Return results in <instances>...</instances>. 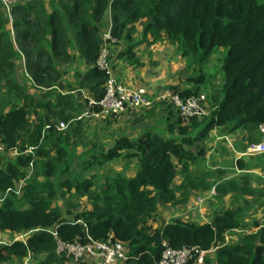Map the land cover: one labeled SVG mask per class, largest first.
Instances as JSON below:
<instances>
[{
  "label": "trees",
  "instance_id": "16d2710c",
  "mask_svg": "<svg viewBox=\"0 0 264 264\" xmlns=\"http://www.w3.org/2000/svg\"><path fill=\"white\" fill-rule=\"evenodd\" d=\"M59 2L66 14L69 13L70 31L80 47L81 57L91 67L80 78L79 89L87 90L88 95L96 101L104 97L107 83V75L96 67L105 44L96 25L105 21L110 9L113 12L109 30L112 37L121 39L127 31L126 38L131 40V36L136 34L135 23L140 22L146 44L154 46L159 39L176 44L182 57L193 59L199 68L215 51L225 49L223 81L220 89L213 92L209 106L206 103L208 109L212 107L208 116L184 120L178 113L177 119L169 126V137L154 132H147L136 140L120 137L112 148L95 158V164L100 168L122 157L136 159L138 169L133 177L121 173L85 177L84 172L75 175L69 167L63 168L60 164L65 162L69 152L68 144L59 146L62 135L58 136L59 142L52 146L58 149L56 155L51 156L46 142L59 132L52 129L44 134V129L48 124L55 125L74 118L77 112H72L78 109V99H74V96L57 95L56 106H53V98L38 102L33 112L35 119L31 118L26 106L13 105L11 110L0 111V142L6 146L5 154L11 155L13 150L21 153L19 156L13 155L15 158L5 162L4 168L0 169V199L9 188L16 190L17 185L27 177L31 164L35 167V173L26 180L21 195L12 193L0 202V233L12 232L24 237L0 244V264H12L16 260L18 264H24L29 256L44 257V261L38 264H63L66 258L57 253L58 243L53 231L62 241L69 243L106 241L114 236L128 248L130 259L127 264H157L165 242L174 249L197 247L212 251L206 258V264H211L212 256L214 264H264V224L256 225V230L241 235L239 241L228 240V236L242 228L239 209H225L206 223L175 218L160 228L148 227L149 220L154 219L160 206L180 207L187 202V186H194V180L189 177L187 185L178 186L179 166L187 172L192 159L191 151L198 150L201 155L206 150L204 142L212 130L222 129L225 133H233L248 125L264 123V0ZM2 5L0 0V31L3 33L0 42L4 47L5 41L12 46L14 39L6 30L9 21L1 14ZM15 10L21 14V20L33 17L32 23L27 22V29L16 36V43L29 38L34 42H46V46L39 49L38 60L34 59L37 55H28L31 81L37 88H52L58 79L50 76V72L57 73V69L51 62L53 57L47 48V37L51 36L48 44L56 54L60 46L61 49L68 46L61 29L62 15L55 10L46 16L49 23L44 31L39 32L40 27L35 25V29L34 24L38 23V17L45 18L36 14L39 11L37 4L18 6ZM16 26L24 25L17 22ZM136 46L132 43L121 56L125 55L128 62L141 66L143 63L133 51ZM61 54L66 59L71 57L68 52ZM13 58H16V54ZM13 58L0 57V73L12 69L10 61ZM194 81L193 89L172 91L184 99L198 96L206 82L205 74L201 73ZM83 101L86 103H83L84 106L88 105L87 100ZM170 107L174 109L172 105ZM44 109H48L50 115L42 114ZM95 109L98 110V107ZM71 128L66 130V135L73 132L74 136L78 132L77 127L74 131ZM30 147H34V152L23 154ZM43 158L46 162L40 165L38 160ZM92 166L93 163H87L83 168L89 170ZM66 173H69V177L63 178ZM203 176L200 179L202 185L209 188L205 183L206 174ZM54 178L63 180L61 190L51 181ZM228 186L240 189L233 181L228 182ZM60 197H72L78 203L69 204L64 211L54 203ZM81 199L92 206L75 213L72 208ZM86 261L84 259L77 264Z\"/></svg>",
  "mask_w": 264,
  "mask_h": 264
},
{
  "label": "rangeland",
  "instance_id": "374dc122",
  "mask_svg": "<svg viewBox=\"0 0 264 264\" xmlns=\"http://www.w3.org/2000/svg\"><path fill=\"white\" fill-rule=\"evenodd\" d=\"M3 5L1 8V14L5 16L6 20H8L9 25H7L6 30L11 33L13 41V45L11 46L10 43L7 44V41H5V47L2 46L0 42V57L1 58H6L10 59L13 58L14 55L16 54V58L10 61V64H12V69H8L7 71L0 73V111L1 112H6L8 110H11L14 106L18 107H24L26 106L28 108V111L31 113V118L35 119L33 112L37 109V103L42 102L45 99L48 98V95L53 93L55 90L54 88H49V86H44V88L38 89L37 87L32 88L33 93L29 92L26 87L25 83L27 80H31L30 77V72L29 68L27 66V60L30 59L28 57L29 54H35L37 56H34L35 60H38V53L40 54V47L41 46H46V42H34L31 38L21 40L20 42L16 43V36L19 34H22L24 30L27 29V22H31V19L33 18L32 15H30L32 18H26L25 20H21L22 16L21 14L18 13L17 10H15L16 7L18 6H27L29 7L30 4H37L39 6V11L36 12V14L42 15L45 20L41 18L39 19L38 23L35 22L34 26L36 25L37 27H40V30H45V27L49 23V18H46V16H49L55 10L62 15V19L60 18L61 21V29L62 33L64 35V41L68 43V46H61L59 50L61 52H68L70 54V58L66 59V56L64 54H61L59 50L57 51L58 53L56 54V51L52 50L49 42L47 41V48H49V52L51 56L53 57V67L56 68L55 70L57 73L51 71L50 76H52L53 79H58L60 81V78L64 82H68L69 78L72 80L77 77L78 73L77 70L80 66L79 63V58L81 57V53L79 52L78 44L76 42V39L72 38L73 32L70 31V23H69V13L66 14L65 8L61 5L59 0H1ZM31 10V9H30ZM112 11L111 9L107 11L106 16H108V23L107 26L104 28V22L100 21L97 23L96 27L98 30V33L101 34L103 37H105L107 34H109V30L111 29L112 26ZM27 16V14H25ZM35 16V15H34ZM105 16V17H106ZM21 22V25L23 24L24 26L17 27L16 23ZM34 23V22H33ZM54 24V22H53ZM35 26V29H36ZM58 26V25H57ZM50 29V28H49ZM134 29L136 30L137 33L142 34L143 36V25L140 22L135 23ZM19 31V32H18ZM0 35H3L0 31ZM114 37V36H113ZM18 38V37H17ZM117 38V37H114ZM116 43H110L108 46L109 49V61L111 60V57L116 54V52L119 50L121 41L119 38H117ZM164 39H159L156 42L155 49L156 54L159 53V57L154 56L153 60L144 53L145 51H141V56L143 59H145L147 62V68L146 73H148V77H150L152 80L150 82L151 86L148 87V89L152 90L153 92H156V94H162L165 93L166 91L169 90H175L179 91V88H184L185 86L192 85L196 83L194 81L195 79H198L201 73H204L206 76V82L204 83L203 86L200 88V92L198 93L200 97L205 98L206 103L209 106V100L211 96L214 95L213 92L216 93L222 85L223 81V73H222V60L226 54L225 49H218L215 51L211 57L208 59L206 63H204L200 68L195 64L194 60L191 58L183 59L180 50L178 49L176 44H165ZM165 53L167 55H165ZM36 57V58H35ZM142 58L140 60L142 61ZM79 66V67H78ZM141 68V67H140ZM73 73V74H72ZM119 81V80H118ZM31 82V81H30ZM48 82V81H47ZM120 82V81H119ZM49 83V82H48ZM177 83V84H175ZM123 84V83H122ZM171 86H174V89L171 88ZM176 86V87H175ZM53 87V86H52ZM38 92L39 96L36 95L34 92ZM46 95V96H45ZM171 104L168 102H163V103H156L152 108L149 109H143L139 110L138 112H133V114H141L140 117L143 115H149L153 114L152 118L154 117V123L156 125H161L162 126V120L165 121V118L163 115L160 113L162 112L161 110L163 109H168V110H173L174 112V118L178 116V111L177 109H173L170 107ZM157 106H161L157 110ZM165 106V107H162ZM212 109V107H209ZM209 109V110H210ZM211 111V110H210ZM149 112V113H148ZM79 117V116H78ZM123 116L117 119H111V118H83L82 124L83 128L81 131L76 133L73 136V132H70L69 135H66V132H61V133H56L55 138H50L47 140V150L51 149L50 151L51 156L56 155V149L55 147V142L57 141L58 136L62 135L61 137V144L66 143V147L68 150L67 157L65 158V162L61 163L60 166L63 168H70V172H73L75 175H78L82 172H84L85 177H90L92 174H98L100 176H110L113 175L115 170L116 171H121L118 168L126 167L128 166V170L132 168V160L134 158H120L118 160H115L113 162H110L106 164L103 168H100L97 164H95V158L100 157L103 151H108V143L109 141L114 138L115 134L119 133V131H123L124 128H126L125 122L121 120ZM173 117V114H172ZM77 118V117H76ZM75 118V119H76ZM111 121V123H110ZM80 122V121H78ZM77 123V122H76ZM73 124L71 127V131L74 128H76V125ZM103 126H107L108 128H111L113 126H117L118 130L116 133H112L110 130H108L106 127L104 128V131L99 130L100 128H103ZM160 126V127H161ZM99 131V132H98ZM125 131V130H124ZM141 135V132L138 133ZM139 135V136H140ZM60 137V136H59ZM75 139V140H74ZM75 143H74V142ZM45 142V141H44ZM70 143H73L71 145ZM106 147V148H105ZM13 155H8V154H1L0 155V169L4 168V163L7 162L8 160H13ZM46 162L45 158L39 159L38 163L43 165ZM87 163H93V166L90 167L89 170H85L83 168V165ZM85 170V171H83ZM118 174V173H116ZM122 174V173H121ZM65 176L63 178L69 177V173L64 174ZM124 175V174H123ZM53 183H55V186L58 187L59 190H61L60 184L63 182L62 179H56L54 178ZM264 184V182H263ZM261 184L258 183V185H254L258 191L259 186ZM262 190H264V186H262ZM199 191V190H198ZM261 192V190H260ZM260 192L250 193L246 191H242V194H234L231 199L225 198L224 196L221 197V204L219 206H224L223 204L226 202H230V200H234L230 203V206H238L240 210V218L242 221V228L239 230V232H234L231 234L230 240L234 241H239V237L243 235L244 233L251 231V230H256V225L258 226L264 224V197L259 196ZM246 195H244V194ZM196 200L199 197H205L199 191V193L196 194ZM246 197L248 201H245V199L241 198ZM263 197V198H262ZM56 206H59L62 208L64 211L67 210V207L71 203H78V201L75 198L72 197H67L63 198L60 197L57 201H54ZM194 202L187 203L186 205H183L179 208L173 207L171 205H162L160 206L161 208L163 207L166 211L164 213L165 218H182L186 220H192L194 211L192 207H194ZM206 204L210 203V199L205 202ZM215 204V203H214ZM198 205V204H197ZM212 205V204H211ZM92 205L85 199H81L79 204L75 205L72 209L75 213L86 210L87 208H90ZM199 206V205H198ZM202 206V205H201ZM160 211V212H159ZM158 213L155 215L158 216L157 218L160 217L162 211L159 208ZM164 212V211H163ZM211 213L214 215L216 214L215 210H211ZM154 217V218H155ZM211 217V216H209ZM188 218V219H187ZM212 218V217H211ZM211 219L209 218L208 221ZM155 219L149 220L148 227L154 228L153 224H155ZM192 222V221H190ZM156 228V227H155ZM153 230V229H152ZM0 233V244L3 243H9L15 238L23 239L24 237L21 236L20 234H15V233ZM62 258H66L65 255H59ZM74 255L70 256L73 257ZM76 257V256H75ZM208 257V256H207ZM74 258V257H73ZM211 259V257H210ZM39 260V259H36ZM69 261H72L74 263V260L68 259ZM34 262V261H33ZM206 262V260H205ZM37 263V261H36ZM214 263V260L211 259V264ZM13 264V263H12ZM28 264H32L31 262H28ZM206 264V263H204Z\"/></svg>",
  "mask_w": 264,
  "mask_h": 264
},
{
  "label": "crops",
  "instance_id": "0c3cea01",
  "mask_svg": "<svg viewBox=\"0 0 264 264\" xmlns=\"http://www.w3.org/2000/svg\"><path fill=\"white\" fill-rule=\"evenodd\" d=\"M108 21H109L108 16H106L104 25H103L104 28L107 26ZM126 36H127V31H125L123 37L120 39L121 45H120L119 50L116 52V54H114L113 57H111V67H112V70L116 78L121 83H123L124 85L130 86L131 88L144 87L148 90L149 93L156 94V92H153L152 90L148 89V87L151 86L150 82L152 79L148 77V73H146V70H145L148 66L146 63L147 61L143 59L141 56V51H145L144 53H146V55L149 56L153 60L156 54V50H157L155 49V47H157L156 44L154 46H149L143 40L142 34H139L137 32L136 34H133L131 36L132 38L131 40H128ZM47 38L51 40V36H48ZM72 38L75 39V36L73 34H72ZM132 43L137 44V46L135 47L133 51H135L138 60L141 63H143V65L141 66H139L137 63L132 64L128 62L125 58V55L121 56V54H124L123 52H125ZM165 55L167 54L165 53ZM156 56L159 57V53H157ZM140 58H142V61L140 60ZM79 59H80L79 63L81 67L78 66L79 68L77 70V73H78L77 77H75L74 80L73 79L71 80L69 78V80H67L68 82H64L62 78H60V81H58L56 85L52 87L57 91H54L53 93L49 94L47 98V100H51L53 98L52 99L53 106H56L55 97L57 95L72 96V97L74 96V99H78L76 101L77 103L76 107L78 109L77 111L72 112V113L77 112L75 113L74 118L83 114L86 110H88L90 100H95L93 97L88 95L87 90L80 91L79 89L80 78L82 77V75L87 73L91 68L90 65L87 64L82 58H79ZM30 81L31 80L26 81L25 87L30 93L31 92L33 93L34 89L32 88H35V86L33 82L32 81L30 82ZM194 87H195L194 84L192 85L190 84L188 86H185L184 88H179V87L177 88L179 89V91H184L188 89H193ZM40 88L41 87H39L38 89ZM171 88H174V86H171ZM34 93H36V95L39 96L38 92L35 91ZM84 99L87 100L88 105L84 106L83 104L85 103L83 101ZM37 107L38 106H36V108ZM160 107L161 106H157V110ZM162 107H165V106H162ZM56 110H59V108ZM138 111L139 110H134L126 115H123V117L121 118V120L125 122L126 124L125 126L126 128H124L125 131L123 130L120 132L117 126H113L112 128L111 126L110 128H108L107 126H103V128L99 129L101 131H104V128L106 127L112 133H116L117 130L119 131V133L115 134L114 138H112L109 141L108 143L109 148H112L116 140L119 139L120 137H129L132 140H136L142 135L146 134L147 132L159 133L162 136L169 137V126L171 125V123H173L177 119V118L172 117V114L174 116L173 111L168 110V109L161 110L162 112L160 113L165 118V121L162 120V126L160 124L156 125L154 123L153 121L154 117L152 118L153 114L143 115L142 117H140L141 114H133V115L131 114L133 112H138ZM41 112L44 115H48V114L50 115L48 109H44ZM98 118H104V117L98 116ZM77 123H74V124L76 125L77 127L76 129L79 132L83 128V124H82V121L77 122ZM140 132H141V135L138 134ZM175 135L176 136L178 135L177 131L175 132ZM260 138H261V135L259 131V126H255V125H248V126L242 127L233 133H225L222 131V129H214L209 133V137L204 142L206 150L203 151L201 155H199L198 150L191 151L192 159L189 162L190 163L189 169L187 170V172H184L182 167L179 166L180 174L176 180V184L178 186L183 185V184L187 185L188 184L187 180L189 177H192L193 178L192 180H194V186H189V185L187 186L188 188L186 192L188 194V198H187V202L184 204L186 205L187 203L194 202L193 203L194 207H192L194 211V213H192L193 214L192 216L194 219L188 220V221L197 222V223H206V222H210L212 218L215 217V215H217L219 212L225 209H230V208L239 209L238 206L237 207L230 206V203L234 200H230V202L224 203L223 204L224 206H219L222 202L221 201L222 196H224L226 199L227 198L231 199L235 193L241 195L242 191H244L245 193L246 191H248L250 193L255 194L256 192H260L261 190V192L257 194H260L259 196L264 197V190H262L263 188H261L262 186H264L263 184L264 182V155L262 156H245L244 155L248 145L252 142H258ZM187 149H190V148H187ZM132 162H133L132 168L128 170L127 168L128 166L122 167V168L119 167L118 168L119 170L121 169L123 170L121 171L115 170L114 174L122 173L126 177H133L135 173L137 172L138 166H137L136 159H133ZM204 174H206L205 183H207V185L210 186L209 188L208 187L204 188L201 182L202 180H200V179H203ZM230 181L235 182L237 187L240 189H233L229 187L228 182ZM258 183L261 185L259 186L260 187L259 190L256 191L258 187L256 188L254 185H258ZM198 190L201 191L203 196L205 195V197H208V199H210L209 204L205 203L202 206L197 205V200L195 196L197 193H199ZM179 195L181 196L180 193ZM241 199H245L244 203L245 201H248L246 197L244 198L242 197ZM176 208H179V207L177 206ZM160 209L162 213L159 218H157L158 216L154 218L155 224H153L154 225L153 229L160 228L161 226L168 223L172 219H175V218H170L169 216L168 218H165L164 213L166 210L163 207L162 208L160 207ZM211 210H215L216 214L213 215L211 213ZM209 216H211L212 218ZM209 218L211 219L210 221H208ZM7 234H9V232ZM15 240H17V238L13 239L12 241H15ZM36 259H39V260H36ZM211 259H214L213 256L211 257ZM42 261H44V257L29 256L24 261V264H28V262H31L32 264H38ZM18 263H19L18 260H16L15 263L13 262V264H18ZM63 264H76V263L69 261L66 258ZM82 264H94V262L92 260L87 259V261L83 262Z\"/></svg>",
  "mask_w": 264,
  "mask_h": 264
},
{
  "label": "built area",
  "instance_id": "2783aa9c",
  "mask_svg": "<svg viewBox=\"0 0 264 264\" xmlns=\"http://www.w3.org/2000/svg\"><path fill=\"white\" fill-rule=\"evenodd\" d=\"M105 44L96 61V67L107 75V83L105 87V95L100 101L90 100L89 108L83 114L73 118L70 121H60L55 125L48 124L45 127L44 134L47 131L55 130L56 132H64L68 130L74 123L81 121L83 118L104 117L117 119L134 110L150 109L156 103L168 102L175 109L184 120H190L194 117H206L210 114V110L206 105V100L203 97L192 95L187 98H182L179 93L172 90L166 91L162 94H152L144 87L131 88L124 85L116 78L112 67L111 60L109 61L110 43H116L117 40L107 34L104 37ZM98 107V110L95 108ZM261 138L258 142H252L248 145L244 155L245 156H262L264 155V123L258 125ZM7 152L6 146L0 142V155ZM34 152V147L28 148L23 154ZM12 155L19 156L21 153L18 150H13ZM35 173L34 164H31L30 171L27 177L20 182L16 190L9 188L0 199L4 201L12 193L21 195L26 180ZM214 194V193H213ZM209 200L208 197H199L197 204L199 206L205 204ZM239 232V231H237ZM57 238V253L65 255L66 258L74 260L75 262L84 259H92L95 264H127L129 262V252L125 243L114 239L110 236L106 241L89 240L87 243L74 242L69 243L62 241L57 232H52ZM230 237L228 236V240ZM212 251L201 250L197 247H183L181 249H174L166 242L164 243L161 258L157 264H204L207 256ZM74 255L73 257H70ZM76 256V257H75Z\"/></svg>",
  "mask_w": 264,
  "mask_h": 264
},
{
  "label": "clouds",
  "instance_id": "9594fccd",
  "mask_svg": "<svg viewBox=\"0 0 264 264\" xmlns=\"http://www.w3.org/2000/svg\"><path fill=\"white\" fill-rule=\"evenodd\" d=\"M110 33V32H109ZM111 34V33H110ZM114 38V37H113ZM116 40H118L117 38H115ZM156 95V94H155ZM141 110V109H140ZM17 239H19V238H17ZM58 255H60V254H58ZM66 257V256H65ZM68 259V258H67ZM88 259V258H87ZM89 260H92V259H89ZM93 261V260H92ZM94 262V261H93ZM78 263V262H77ZM76 263V264H77ZM95 264V263H94Z\"/></svg>",
  "mask_w": 264,
  "mask_h": 264
}]
</instances>
